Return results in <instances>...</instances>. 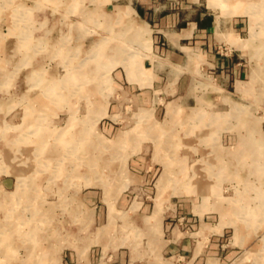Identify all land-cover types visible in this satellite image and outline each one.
I'll list each match as a JSON object with an SVG mask.
<instances>
[{"label":"rangeland","instance_id":"obj_1","mask_svg":"<svg viewBox=\"0 0 264 264\" xmlns=\"http://www.w3.org/2000/svg\"><path fill=\"white\" fill-rule=\"evenodd\" d=\"M118 4L0 0V178L12 175L14 181L0 195L18 189L11 202L0 205V235L15 223L20 233L11 242L13 251L0 257L35 264L30 252L43 253L45 264H77L72 254L90 249L98 253L95 264L128 251L133 259L142 255L143 264H159V244L148 230L153 224L145 222L153 209L143 212L149 205L156 217L168 218L164 236L168 227L195 226L198 232L201 224L210 234H221L225 251L216 264H231L230 251L235 257L255 256L247 264H264V139L255 131L258 117L245 119L235 113L236 105L233 112L206 101L199 108L175 109L176 116L166 104L138 105L115 74L143 65L149 47L130 39L113 18ZM70 73L82 75L81 89L63 94L78 103L39 105V98L55 96L39 87L43 81L65 80ZM200 91L205 99L208 93ZM69 109L81 121L79 133L86 134V140L79 134L74 156L58 143ZM124 133L127 139L120 143ZM41 134L47 146L38 144ZM167 164L172 180L180 182L170 181L164 191L157 183ZM107 193L114 208L104 200ZM86 195L92 201H85ZM192 213H202L201 220L187 222ZM109 220L111 241L101 260V236L108 239L102 229ZM38 222L42 248L28 249L31 237L22 234Z\"/></svg>","mask_w":264,"mask_h":264},{"label":"crops","instance_id":"obj_2","mask_svg":"<svg viewBox=\"0 0 264 264\" xmlns=\"http://www.w3.org/2000/svg\"><path fill=\"white\" fill-rule=\"evenodd\" d=\"M113 1L119 2L112 8L113 18L124 24L130 39L147 43L149 47L143 65L140 62L134 69L129 65L128 71L125 69L115 74L118 83H122L120 87L125 86L138 105L156 107L166 104L174 110L180 107L195 109L206 101L207 105L223 104L225 109L233 112H235L233 106L236 105L239 112L235 113L239 116L245 119L258 117L255 118V131L264 139V44L262 45L261 40L264 39V0ZM70 74L65 80L43 81L39 87L43 90H60L61 92H57L59 94H63L64 89L71 91L81 89L80 74ZM123 76L126 78L125 81ZM69 77L76 79L68 82ZM200 89H205L204 93H208L205 99ZM69 97L70 101L64 94L54 97V101L39 98L38 104L44 109L52 104L58 107L67 104L72 107L77 101L73 100V96ZM69 111L71 114L68 122L74 113L71 109ZM76 118L77 121L80 120L77 116ZM79 127L72 130H66L64 127L58 132V139L62 133L69 140H79ZM44 139L45 135L41 134L37 141L40 146H47ZM58 143L60 144L59 141ZM11 177L13 176L0 178V189L13 185ZM111 197L112 195L107 193L104 200H107L106 204L112 203L114 208L111 202L114 198ZM84 200L92 201L87 195ZM117 202L118 198L114 203ZM151 209L152 213L146 217L145 220L148 221L145 222L153 224L154 228L150 227L148 230L149 235L159 244L156 253L159 264H172L168 258L183 260V264H216L221 260L225 251L220 239L221 234H210V229L204 225L203 235L197 237L204 227L201 224L198 232L195 226L192 229L183 226L168 227V234L164 236V220L168 218H165L164 214L156 217L155 206L153 208L149 205L144 206L143 212ZM202 215L200 213V216L196 217L192 213L187 222L200 221ZM153 216L152 222L150 220ZM154 220L161 221L162 226H156L157 222ZM111 225L109 220L108 225L102 229L103 235H107V238ZM101 238L104 239L101 258L103 260L106 256L105 250H108L107 243L111 240L104 236ZM116 244L113 242L110 245L118 248ZM84 251L72 254L71 262L74 260L77 264L98 262L96 251L90 249L86 253ZM219 253L221 254L217 257ZM228 254L231 264H247L255 257L251 255L235 257L231 251ZM142 257L135 256L133 259L130 251L119 255L114 253L110 255L107 264H143ZM66 262L68 264L70 261Z\"/></svg>","mask_w":264,"mask_h":264},{"label":"bare ground","instance_id":"obj_3","mask_svg":"<svg viewBox=\"0 0 264 264\" xmlns=\"http://www.w3.org/2000/svg\"><path fill=\"white\" fill-rule=\"evenodd\" d=\"M98 54V53H97ZM80 77H82V75L80 76ZM74 79H76L75 77H69L68 79H67V81L69 82V81H71V80H74ZM81 79V78H80ZM52 91V94L54 93V97H57V96H62L63 94H59V93H57V92H53V89L51 90ZM55 91V90H54ZM41 101V100H40ZM178 109V108H177ZM198 112V111H197ZM174 113H175V115L174 116H176L177 115V113L175 112V110H174ZM93 120V119H92ZM93 123V122H92ZM81 125V121H77V118H76V115H75V113H72V117H71V119H70V121H69V123H68V126H67V128H66V130L67 129H69V130H72V129H75V128H77V127H79ZM152 131L153 132H155V129H152ZM78 133V132H77ZM96 133V132H95ZM156 133V132H155ZM81 134V137H83L84 136V138H83V140H86V134L85 133H83V132H81L80 133ZM61 137L59 138V142H60V144L61 145H63L64 147H66V146H69L70 147V149H69V151H68V154L69 155H71V156H74V155H78L79 154V149H77L78 148V143H79V141L78 140H75L74 141V139L73 140H69L68 138H66V135L64 136L62 133H60L59 134ZM157 137H159L160 138V136H157ZM126 139H127V136L125 135V133H124V135H122V137L120 138V140H119V142L120 143H124L125 141H126ZM80 140V139H79ZM31 146V145H30ZM253 148H255V145L253 146ZM256 149V148H255ZM97 153H99V152H97ZM70 156V157H71ZM48 162H49V160H48ZM168 166L166 167L167 168V172L166 173H164L162 176H161V178L158 180V186H160V187H162V189L165 191V190H167L168 188H169V186H168V184H170V181H173L172 180V178H171V170L173 169V168H171V166H170V164H167ZM210 166H212V167H215V166H213V165H210ZM218 166V165H217ZM19 177V180L21 179V176H18ZM180 181H173V183H179ZM18 190V189H17ZM17 190L16 191H14L13 193H11V194H1L0 195V205H2V203L4 204V202H11L12 200H13V198H12V196H16V194H17ZM162 190V191H163ZM22 191V190H21ZM15 198V197H14ZM43 216V215H42ZM42 216H40V217H42ZM41 221V220H40ZM32 227H36V226H40V228H41V222H38L37 223V225L36 224H33V225H31ZM10 227V226H9ZM8 227V229L7 230H5V231H2L1 232V235H0V256H3L4 254L3 253H7L8 252V250H12L13 251V248L11 247V242L12 241H14V239H15V237H16V235H19L20 233H19V227L16 225V223H15V226H12L13 228L12 229H10ZM18 227V228H17ZM39 228V229H40ZM37 227L36 228H32L31 230H30V232H28L27 234H22V236H24V237H28V238H30L31 237V240H30V244H32V246L30 247L29 246V248L28 249H32V250H35L36 248L37 249H41L42 248V246H41V237H40V234L42 235V231L41 230H39ZM1 254H3V255H1ZM8 254V253H7ZM30 257H31V261H34L35 262V264H45L44 262H43V257H44V255H43V253H31L30 252ZM30 264H31V262H29ZM0 264H13V262H5L4 260H2V258L0 257Z\"/></svg>","mask_w":264,"mask_h":264}]
</instances>
